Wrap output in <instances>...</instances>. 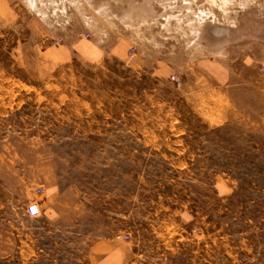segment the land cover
Returning <instances> with one entry per match:
<instances>
[{"label": "rangeland", "instance_id": "374dc122", "mask_svg": "<svg viewBox=\"0 0 264 264\" xmlns=\"http://www.w3.org/2000/svg\"><path fill=\"white\" fill-rule=\"evenodd\" d=\"M12 5L0 163L48 161L61 199L29 218L0 183V264H90L102 237L123 264H264V0Z\"/></svg>", "mask_w": 264, "mask_h": 264}, {"label": "crops", "instance_id": "0c3cea01", "mask_svg": "<svg viewBox=\"0 0 264 264\" xmlns=\"http://www.w3.org/2000/svg\"><path fill=\"white\" fill-rule=\"evenodd\" d=\"M14 7V5L10 6V0H0V18L2 20H7L9 17H18ZM29 13L32 15L31 17L41 20L36 13ZM42 35L47 36V32H44ZM75 48L77 50V46H75ZM250 61L252 60L250 59ZM32 173L36 178V181H33L34 185L36 188H40V194H43L44 197L41 200L30 202L20 190L24 189L25 186L27 187L25 182L26 180H30ZM54 175L55 170H53L52 164L43 159H39V162L33 165L31 163H23L20 168H15V161L12 158H7L0 163V183L3 185L4 191H7L6 193L13 200L16 196L15 194H18V199L22 203L21 214L26 217L28 216L25 215L24 208L28 203H35L39 212L44 209L51 212L55 210L58 211L59 206L57 202L61 199V196H58L56 199L55 193L57 192L58 184ZM30 183L31 180L28 182L29 186L31 185ZM53 196L54 199L52 202L50 204L49 202L47 203L46 200H50ZM45 203L47 204L46 207L44 206ZM115 238L116 237H102L92 240L88 245L86 253L88 262L90 264H123L126 262L129 259L130 253L127 247H124L125 245Z\"/></svg>", "mask_w": 264, "mask_h": 264}, {"label": "built area", "instance_id": "2783aa9c", "mask_svg": "<svg viewBox=\"0 0 264 264\" xmlns=\"http://www.w3.org/2000/svg\"><path fill=\"white\" fill-rule=\"evenodd\" d=\"M263 70H264V67L263 66H260L259 71H263ZM35 190L38 193L40 192V189L39 188H36ZM24 211H25V214L28 217H36L39 214L38 208H37V206H36L35 203H28L25 206ZM122 236H123L124 239H127L129 235H128V233H125Z\"/></svg>", "mask_w": 264, "mask_h": 264}, {"label": "bare ground", "instance_id": "6f19581e", "mask_svg": "<svg viewBox=\"0 0 264 264\" xmlns=\"http://www.w3.org/2000/svg\"><path fill=\"white\" fill-rule=\"evenodd\" d=\"M209 1H211V0H209ZM223 1H225V0H223ZM215 2V1H214ZM254 2V1H253ZM223 3V2H222ZM225 3H227V2H225ZM255 3V2H254ZM258 3V2H257ZM226 5V4H225ZM222 6V5H221Z\"/></svg>", "mask_w": 264, "mask_h": 264}]
</instances>
